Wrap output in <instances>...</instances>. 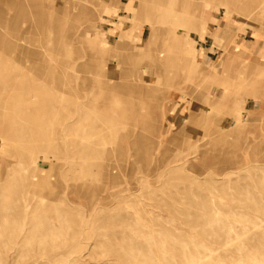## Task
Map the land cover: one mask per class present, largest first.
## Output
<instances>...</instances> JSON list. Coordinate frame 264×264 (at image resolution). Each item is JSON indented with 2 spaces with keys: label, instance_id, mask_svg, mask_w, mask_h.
<instances>
[{
  "label": "rangeland",
  "instance_id": "374dc122",
  "mask_svg": "<svg viewBox=\"0 0 264 264\" xmlns=\"http://www.w3.org/2000/svg\"><path fill=\"white\" fill-rule=\"evenodd\" d=\"M0 264H264V0H0Z\"/></svg>",
  "mask_w": 264,
  "mask_h": 264
},
{
  "label": "bare ground",
  "instance_id": "6f19581e",
  "mask_svg": "<svg viewBox=\"0 0 264 264\" xmlns=\"http://www.w3.org/2000/svg\"><path fill=\"white\" fill-rule=\"evenodd\" d=\"M29 4V3H28ZM32 4H34V3H32ZM31 5V4H30ZM36 10V9H35ZM11 42H12V40H11ZM10 42V43H11ZM23 50H25V51H28V50H30V49H28V48H23ZM21 138V137H20ZM21 148V147H20ZM42 175V174H41ZM47 180V179H46Z\"/></svg>",
  "mask_w": 264,
  "mask_h": 264
}]
</instances>
